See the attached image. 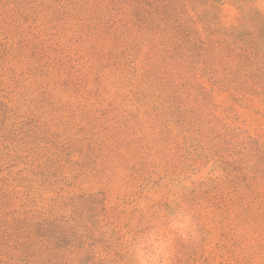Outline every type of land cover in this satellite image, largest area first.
<instances>
[{
  "label": "rangeland",
  "instance_id": "1",
  "mask_svg": "<svg viewBox=\"0 0 264 264\" xmlns=\"http://www.w3.org/2000/svg\"><path fill=\"white\" fill-rule=\"evenodd\" d=\"M161 242L264 264V0H0V264Z\"/></svg>",
  "mask_w": 264,
  "mask_h": 264
},
{
  "label": "clouds",
  "instance_id": "2",
  "mask_svg": "<svg viewBox=\"0 0 264 264\" xmlns=\"http://www.w3.org/2000/svg\"><path fill=\"white\" fill-rule=\"evenodd\" d=\"M174 227L182 232L187 229V222L174 225ZM146 245H140L136 248L137 264H169L170 242H161L155 249V255H148L145 251Z\"/></svg>",
  "mask_w": 264,
  "mask_h": 264
}]
</instances>
